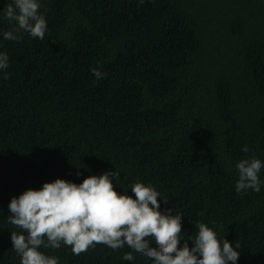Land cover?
Here are the masks:
<instances>
[{
  "label": "trees",
  "instance_id": "16d2710c",
  "mask_svg": "<svg viewBox=\"0 0 264 264\" xmlns=\"http://www.w3.org/2000/svg\"><path fill=\"white\" fill-rule=\"evenodd\" d=\"M9 3L0 0V264H20L12 197L114 170L118 193L152 185L160 211L182 215L185 239L205 223L242 245L236 264H264V168L259 192L235 190L239 160L264 162V0H40L44 39L16 41L3 38ZM40 251L58 264H152L135 252L124 260L127 246Z\"/></svg>",
  "mask_w": 264,
  "mask_h": 264
},
{
  "label": "clouds",
  "instance_id": "9594fccd",
  "mask_svg": "<svg viewBox=\"0 0 264 264\" xmlns=\"http://www.w3.org/2000/svg\"><path fill=\"white\" fill-rule=\"evenodd\" d=\"M40 7V0H12L7 4L2 11L12 27L3 32V38L16 41L22 38L18 33H28L43 40L47 22ZM8 67L7 53L0 52V72ZM91 71L97 80L106 75L97 68ZM3 78L8 79L9 74L4 72ZM242 151L247 153L249 149L245 146ZM235 168L237 193L248 189L260 191L258 174L264 162L253 155L239 160ZM111 177L117 181L120 174L114 170L90 175L79 184L57 178L39 189L29 188L12 197L7 219L20 229L11 231L10 236L20 264H58V258L45 255L40 248L59 249L62 244L71 247L75 255L99 244L112 250L127 246L132 251L124 254V260L133 261L135 252L152 264H236L240 255L237 249L242 246L238 241L235 247L224 237L221 241L205 223H198L195 235L185 239L182 215H173L171 209L161 212L157 199L160 193L152 185L139 181L121 185L130 188L132 196L126 191L118 193ZM182 238L184 243L180 246ZM189 239L193 241L192 247Z\"/></svg>",
  "mask_w": 264,
  "mask_h": 264
}]
</instances>
